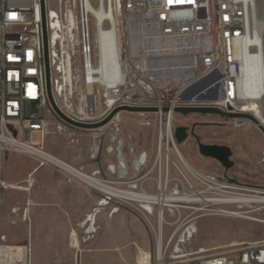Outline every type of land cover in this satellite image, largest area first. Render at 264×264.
<instances>
[{"label": "built area", "instance_id": "1", "mask_svg": "<svg viewBox=\"0 0 264 264\" xmlns=\"http://www.w3.org/2000/svg\"><path fill=\"white\" fill-rule=\"evenodd\" d=\"M90 2L95 7L102 6L100 18L92 12L88 0H55L54 8L50 7L49 0L45 1L51 93L56 107L68 119L93 124L116 106L156 109L137 115L154 116L158 130L163 131L159 141L170 140L171 146L175 140L173 131L167 135L166 129L169 113L175 107H216L227 113L250 115L258 121L253 111L244 107L245 99L237 83L240 63L235 45L247 37L244 5L229 0ZM140 29L149 33L147 38L140 37ZM98 30H116L117 33L114 55L119 76L114 82L100 78ZM262 73L264 76V64ZM199 78L203 79L202 89L211 86L216 89V99L196 100L181 93L188 88L187 84ZM48 107L55 114L46 93L40 2L0 0V156L7 149L35 161L32 170L20 182L0 178L1 188L30 192L35 172L43 167L57 170L66 181L80 184H85L80 171L96 177L100 174L99 168L87 172L83 165H74L77 170L73 169L46 148L47 123L41 111ZM162 108H167L168 112H161ZM122 112L127 111L116 113L106 124L112 128V139L120 130ZM56 117L55 129L64 135L68 144H78L83 135L94 141L106 126L79 128ZM232 121L235 126L252 123L243 116L234 117ZM261 125L264 127V123ZM34 132L38 133V143L30 138ZM121 143L118 140V144ZM105 150L113 151L111 146ZM160 150L162 154L163 146ZM171 150L170 147L169 152ZM118 153L119 166L124 170L125 160L121 151ZM97 154L98 146L93 143L88 157L95 159ZM146 160V153L140 152L136 157V170L144 166ZM172 163L177 175L170 176L167 165L165 170H158L152 184L142 180L138 186L130 183L124 189L151 197H169L162 206L155 199L143 201L151 206L149 210L139 206L153 233L155 246L153 256L149 253L136 264H264V240L212 253L188 251L186 246L196 232V225L191 222L194 227H189L191 223H187L193 218H188L186 224L174 225L164 234V225L180 220L179 207L190 209V214L193 209H204L194 204L208 203L210 189H215L218 183L208 176L191 175L201 183L197 187L175 161ZM107 169L111 173L115 170L112 165ZM123 200L139 205L134 200ZM172 213L177 217L173 222L167 221ZM23 215L26 217L25 210ZM153 215L156 225L152 223ZM159 230L162 232H157ZM29 257V244L8 242L0 235V264H29Z\"/></svg>", "mask_w": 264, "mask_h": 264}, {"label": "rangeland", "instance_id": "2", "mask_svg": "<svg viewBox=\"0 0 264 264\" xmlns=\"http://www.w3.org/2000/svg\"><path fill=\"white\" fill-rule=\"evenodd\" d=\"M54 1L49 0L52 8L55 6ZM41 112L42 118L47 122L45 146L53 154L72 165L77 167L85 165L88 168L90 166L99 168L105 162L106 156L109 158L108 154H112L114 172H110L108 176L104 171H100L97 177L108 181L114 187L127 189L130 183L138 186L142 180L152 184L153 179L158 176V170L160 168L165 170L167 165L169 175H177L173 161L191 178L195 186L201 185L179 161L172 147L168 160L163 150L161 158H157L158 126L154 116L122 112L120 130L115 138L112 139L114 134L108 124L104 127L102 135L94 141L83 135L78 144H68L64 135L55 129L57 117L52 110L48 107L43 108ZM173 117L174 141L181 153L196 170L218 182L214 186L215 189H210L208 194L210 198L264 196V135L257 125L251 121L252 123L235 126L232 121L234 117L228 118L217 114L174 112ZM179 126L187 129V137L180 143L175 138V129ZM30 138L36 143L39 142L38 133H32ZM118 140L122 143L118 144ZM93 143L98 146L95 159L88 157L89 148ZM198 143L229 146L233 165L225 169L216 159L202 156L198 151ZM107 146L113 149L108 154L105 150ZM129 149L132 151L129 152ZM169 149L170 146L168 151ZM118 150L125 160L124 170L119 166ZM142 151L146 153L147 160L144 166L136 170V157ZM34 163L32 157L6 149L0 156V178L20 182L32 170ZM29 166L32 168L29 169ZM226 183L233 186L217 189L219 184ZM82 185L84 188L79 199L73 201V192H69L70 199L49 205L32 203V189L30 192H23L0 187V235L8 242L29 244L31 250L29 264H75L71 251L75 254L77 250L88 246V243L95 239L108 242V248L95 251L90 258L91 264H136L148 256L147 252L151 253V256L154 255L153 233L140 213L141 208L137 203L126 202L117 197L106 198L107 195L102 191L87 184ZM194 206L204 209H193L190 214V209L179 207L180 220L173 225H164L163 228L164 234H167L174 225L186 224L193 218L187 223L194 222L196 225V232L190 239V244L186 246L188 251L204 250V253H212L233 245L264 240V204L213 206L209 203H200ZM97 208L99 211L94 217L96 233H89L87 231L91 224L88 219ZM214 208L243 212L251 220L217 215L214 214ZM26 209L25 217L23 214ZM114 209L116 212H113ZM175 217L176 214H169L167 221L173 222ZM122 222L125 230L128 228L131 234L128 241L125 235H115ZM152 223L156 225L154 215ZM189 226L194 227V224L191 223ZM72 242L75 243L74 248L71 247ZM133 242L136 245H133ZM57 250L62 252L60 259L52 255ZM85 261L83 262L81 252L77 254V264H85Z\"/></svg>", "mask_w": 264, "mask_h": 264}, {"label": "bare ground", "instance_id": "3", "mask_svg": "<svg viewBox=\"0 0 264 264\" xmlns=\"http://www.w3.org/2000/svg\"><path fill=\"white\" fill-rule=\"evenodd\" d=\"M236 1L244 5L246 11L245 18V29L247 31V37L240 43H236L235 51L237 53V57L240 63V73L237 79L238 89H242V95L245 101L243 102L244 107H248L253 111V115L258 119V123H264V76L262 73V67L264 64V0H229ZM90 9L92 12L100 18V9L99 6H94L93 2L91 3L88 0ZM99 7V8H98ZM50 12L53 13V10L50 9ZM37 14H39V8L37 5ZM114 20V18H113ZM113 28H115V22L113 21ZM131 27V26H130ZM125 31H130L128 28H125ZM133 31V28H132ZM94 29L92 31L94 35ZM130 33V32H129ZM140 33V37L147 38L149 33L143 29L138 30ZM97 43L99 47V73L100 78L102 80L114 82L117 80L119 74L116 67L115 55H114V46L117 43V33L116 30H109L107 32H102L101 30L97 31ZM258 49V51H257ZM255 50V51H254ZM50 76V73H49ZM179 77V76H178ZM203 79L199 78L187 84V89H182L181 93L186 95H191L196 100H205V99H216L217 92L212 86L210 89H202ZM108 95V94H107ZM107 99H110L107 96ZM129 107V106H127ZM164 108L161 109V112ZM174 109V108H173ZM171 109L169 113V118L167 122L166 134L169 135L172 133V123L174 119V110ZM132 114L134 112H131ZM144 113V112H138ZM137 114V113H136ZM46 122V121H45ZM47 123V122H46ZM104 128L101 129V132ZM163 135V131L157 130V144H156V155L157 158H161V150L160 147L163 146L165 151V157L167 160L170 158L168 147H172L177 154L179 161L190 171L193 176H204L200 171L196 170L191 163L185 158V156L181 153L175 141L173 140V146H171L170 140L168 142L159 141L160 137ZM64 160V159H63ZM70 167L73 169L77 168L71 163L64 160ZM79 171V170H78ZM82 179H84L85 184L91 186L99 191L105 193L109 198L117 197L120 199H128L134 200L139 203L141 208L145 210H149L151 206L147 203H143V201L148 199H155L160 206L163 205L165 201L169 199L168 196H159L152 195L149 196L147 193L145 195L138 194L136 192H128L127 190L120 189L110 185L107 182L102 181L99 177L92 176L86 172H82ZM218 184V183H217ZM227 187L226 185H220L217 189ZM211 205L216 204H238L241 206H249L251 204H264V196L260 197H248V196H227L220 198H208L206 200ZM101 203V202H100ZM103 204V203H102ZM161 208V207H160ZM99 211V208L94 210L89 216L88 222H90V227L87 232L96 233V229L94 228L95 222V214ZM214 214L217 215H229L238 218L250 219L249 216L245 215L243 212L230 211L221 208H214ZM116 212V209L113 210ZM207 215V214H206ZM210 215V214H209ZM251 220V219H250ZM159 224H157L158 226ZM159 227V226H158ZM192 227V226H189ZM159 233L162 230L157 231ZM159 238V237H158ZM146 253V252H145ZM149 254V252H147Z\"/></svg>", "mask_w": 264, "mask_h": 264}, {"label": "water", "instance_id": "4", "mask_svg": "<svg viewBox=\"0 0 264 264\" xmlns=\"http://www.w3.org/2000/svg\"><path fill=\"white\" fill-rule=\"evenodd\" d=\"M46 0H39L40 2V17H41V30H42V46H43V61L45 66V81H46V93L48 97V101L55 112V114L61 118L62 120L77 126L79 128L86 129H95L106 125L110 119L118 112L127 111V112H152L156 109L145 108V107H127V106H116L99 122L93 124H81L76 123L68 119L65 115H63L58 108L56 107L51 93L50 87V76H49V66L47 60L48 54V33H47V23H46ZM175 113L187 114V113H200V114H217L224 117H238L243 116L251 120L255 125H257L258 129L264 135V127L258 123V121L250 115H242V114H233L224 112L216 107L210 106H200V107H175ZM163 111H167V108H164ZM187 137V129L186 127L179 126L175 129V138L178 143L184 141ZM198 151L202 156L209 157L212 159H216L225 169H229L233 165V161L230 159L232 155V151L227 145L220 144H203L198 143Z\"/></svg>", "mask_w": 264, "mask_h": 264}, {"label": "crops", "instance_id": "5", "mask_svg": "<svg viewBox=\"0 0 264 264\" xmlns=\"http://www.w3.org/2000/svg\"><path fill=\"white\" fill-rule=\"evenodd\" d=\"M111 155L112 154H108V156L110 157L108 158L106 156L105 162L101 164L99 167V170L104 171L108 176L110 172L107 169V166L112 165L113 162ZM31 168L29 166V169ZM83 168L86 171L90 172L91 170L98 168V166H90L88 168L87 166L83 165ZM34 181L35 184L34 187L32 188L31 202L38 205L62 203L60 202L61 200L70 199L68 194L69 192H73L72 200L75 201L80 198L79 197L80 193L82 192V188H84L83 185L78 182L66 181L64 175L61 172L47 167L40 168L35 172ZM51 199L54 200L56 199L59 201H54V200L51 201ZM25 211L27 212V209ZM117 220H121V219L117 218ZM123 226L125 225L122 222L119 229L118 230H116L117 228L115 229L116 230L115 235H123V236L125 235L127 238L126 241H128L130 239L131 234L128 228L127 230H125ZM88 244H89L88 246H84L83 248H81V250L79 251L77 250L75 254H73V252L71 251V257L75 260V264H77V254H79L80 252L83 254V262L86 260L85 264H91L90 258L95 251L97 250L101 251L108 248V242L104 241L103 239L102 240L95 239L89 242ZM74 245L75 243L72 242L71 247L74 248ZM133 245H136L135 242H133ZM61 253H62L61 251L57 250V252L55 254L52 253V255H56L55 257L57 259L58 258L60 259Z\"/></svg>", "mask_w": 264, "mask_h": 264}, {"label": "flooded vegetation", "instance_id": "6", "mask_svg": "<svg viewBox=\"0 0 264 264\" xmlns=\"http://www.w3.org/2000/svg\"><path fill=\"white\" fill-rule=\"evenodd\" d=\"M214 210V209H213Z\"/></svg>", "mask_w": 264, "mask_h": 264}]
</instances>
